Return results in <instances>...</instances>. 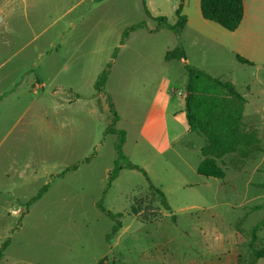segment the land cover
<instances>
[{
	"label": "rangeland",
	"instance_id": "374dc122",
	"mask_svg": "<svg viewBox=\"0 0 264 264\" xmlns=\"http://www.w3.org/2000/svg\"><path fill=\"white\" fill-rule=\"evenodd\" d=\"M144 1L154 17L176 21L181 0H0V248L8 242L1 264H251L246 242L264 221V208L253 211L264 205V151L226 156L224 179L200 176L206 139L171 112L185 107L186 64L196 67L236 86L246 99L245 130L264 150V0L244 1L235 32L205 20L200 0H184L180 39L138 29L121 44L127 28L157 27ZM178 45L187 62H166ZM110 100L126 132L125 155L171 209L141 172L123 169L104 197L122 222L108 237L115 223L98 202L116 161L118 137L106 133ZM156 106L166 115L153 126ZM258 239L260 249L264 224Z\"/></svg>",
	"mask_w": 264,
	"mask_h": 264
},
{
	"label": "trees",
	"instance_id": "16d2710c",
	"mask_svg": "<svg viewBox=\"0 0 264 264\" xmlns=\"http://www.w3.org/2000/svg\"><path fill=\"white\" fill-rule=\"evenodd\" d=\"M144 4L146 14L156 20L157 27L150 30L146 22H142L127 28L123 34L121 44H124L130 34L138 29H146L151 34L166 29L172 32L178 39L181 38L188 23L187 16L182 13L184 0H181L180 5L175 10L176 21L173 24H170L168 19L164 16L154 17L149 11L146 1H144ZM200 10L205 20L216 23L229 32H234L240 27L245 15L244 0H200ZM236 59L242 64L253 65L250 60L239 54L236 55ZM165 61L187 62V56L183 46L178 45L174 50L168 51L165 55ZM110 68L111 65L101 74L95 84L98 94L103 92ZM185 70L187 73L185 115L188 130L206 139V145L201 149L202 160L197 167V173L206 178L224 179L226 177V170L220 162L231 154H236L246 159L254 153L263 152L261 140L255 131L248 132L245 130L243 119L246 99L232 82L214 77L188 64H186ZM74 96L77 99L81 98V96L77 94H74ZM108 105L112 115V123L106 130V133L115 134L118 137L115 145L116 161L114 168L109 173L108 185L104 192V196L98 202V207L115 223L108 236L111 237L116 235L122 227V222L119 220L121 214H114L107 210L104 206V197L123 169L141 172L148 181L149 189L158 196L161 205L166 210H170L171 208L166 194L161 188L153 184L147 171L132 163L125 155L124 145L126 143V132L116 127L120 117L111 100ZM87 161H89V159H87ZM77 169V164L72 165L64 172L58 174L56 178L62 179L66 173ZM50 188L51 183L44 185L38 194L24 205L26 212L32 205L42 199ZM262 208H264V205H257L253 208V211ZM263 224L264 221L250 231V238L246 242L248 244L251 264L258 260H264V241L262 240V242H259L260 246L262 245L263 247L260 249L255 247V244L259 240L258 229ZM7 246L8 242H5L0 248V264ZM106 259L107 258H104L103 261H106Z\"/></svg>",
	"mask_w": 264,
	"mask_h": 264
},
{
	"label": "crops",
	"instance_id": "0c3cea01",
	"mask_svg": "<svg viewBox=\"0 0 264 264\" xmlns=\"http://www.w3.org/2000/svg\"><path fill=\"white\" fill-rule=\"evenodd\" d=\"M245 1V0H244ZM244 7H245V3H244ZM246 11V10H245ZM244 17H245V15H244ZM242 24V23H241ZM187 25H188V23H187ZM186 25V26H187ZM241 26V25H240ZM240 28V27H239ZM238 28V29H239ZM185 29H186V27H185ZM184 29V30H185ZM237 29V30H238ZM151 30V29H150ZM236 30V31H237ZM235 32V31H234ZM183 33H184V31H183ZM183 33H182V35H183ZM197 33V32H196ZM182 62H184V61H182ZM196 68V67H195ZM80 96V95H79ZM159 112H160V114H159ZM151 115L153 116V120L151 121V124L154 126L155 124L157 125V121H155L156 120V117L155 116H164V115H166V113H165V111H164V109L162 108V107H159V106H156L155 108H154V110H152V113H151ZM171 116L173 117V119L177 122V123H180V124H183L186 128L188 127V125H187V121H186V115H185V107L184 106H181V108H179L178 110H173L172 112H171ZM155 121V122H154ZM175 140V139H174ZM174 140H171L170 142H169V147H173V142H175ZM6 252V251H5ZM4 256H5V254H4ZM3 259H4V257H3ZM2 259V260H3Z\"/></svg>",
	"mask_w": 264,
	"mask_h": 264
}]
</instances>
